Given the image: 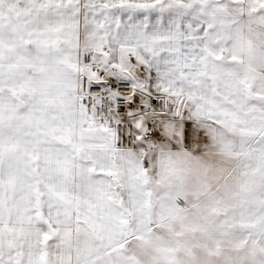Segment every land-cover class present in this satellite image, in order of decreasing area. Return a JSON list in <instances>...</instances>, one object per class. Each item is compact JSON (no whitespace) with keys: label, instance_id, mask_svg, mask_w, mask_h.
I'll list each match as a JSON object with an SVG mask.
<instances>
[{"label":"snow or ice","instance_id":"6c2138e0","mask_svg":"<svg viewBox=\"0 0 264 264\" xmlns=\"http://www.w3.org/2000/svg\"><path fill=\"white\" fill-rule=\"evenodd\" d=\"M0 264H264V0H0Z\"/></svg>","mask_w":264,"mask_h":264}]
</instances>
